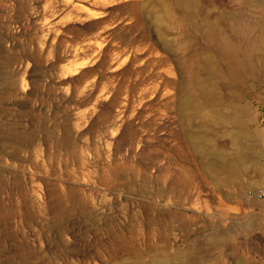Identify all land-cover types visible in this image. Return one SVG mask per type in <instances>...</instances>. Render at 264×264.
<instances>
[{"label":"rangeland","instance_id":"374dc122","mask_svg":"<svg viewBox=\"0 0 264 264\" xmlns=\"http://www.w3.org/2000/svg\"><path fill=\"white\" fill-rule=\"evenodd\" d=\"M174 2L0 0V264H264V0ZM203 17L243 67L222 111Z\"/></svg>","mask_w":264,"mask_h":264},{"label":"bare ground","instance_id":"6f19581e","mask_svg":"<svg viewBox=\"0 0 264 264\" xmlns=\"http://www.w3.org/2000/svg\"><path fill=\"white\" fill-rule=\"evenodd\" d=\"M164 7L169 8L170 5L164 3ZM174 8L182 11L183 18L185 20H193V18L201 16V11L196 6V3L193 0H175ZM163 19L161 20V23ZM192 27L201 31L202 35L207 38L212 45H214L218 51L219 55L222 59V62L225 66L224 70L220 69L219 63L216 62L213 55H207L202 60L201 73L203 76H200V85L203 91H206L210 96L209 99L211 101L217 102L219 105L218 111H222L221 107H235V82L238 83L243 80L242 73V64L236 59V55L239 52V49L235 48V45L232 44L226 38L222 39L217 35V24L212 22L208 18H201V20L197 23L192 24ZM253 53L261 54L264 58V35L257 40L254 44ZM197 79L196 76H192V80ZM220 82H229L230 86H222ZM192 81L190 80L187 83V97L184 101V105L186 106L188 103L192 101ZM221 86V88H220ZM228 86V85H227ZM239 96H237V99ZM219 121L224 123L232 124L235 128L236 124H240V116L235 114H225L221 113L218 116ZM192 141L194 145H196V140L194 136H192ZM217 146H214V150H217ZM199 153L202 155V158H205V152L200 150ZM241 153L239 148L231 155L230 159L224 161L222 163H218L215 161H206L207 165L210 166L215 171H220L221 173L233 174L235 170L239 167V162L241 160ZM264 191H262V194ZM171 259L167 254H163L158 259V264H170ZM137 264H142L138 261Z\"/></svg>","mask_w":264,"mask_h":264},{"label":"built area","instance_id":"2783aa9c","mask_svg":"<svg viewBox=\"0 0 264 264\" xmlns=\"http://www.w3.org/2000/svg\"><path fill=\"white\" fill-rule=\"evenodd\" d=\"M260 197H262V195H260Z\"/></svg>","mask_w":264,"mask_h":264}]
</instances>
